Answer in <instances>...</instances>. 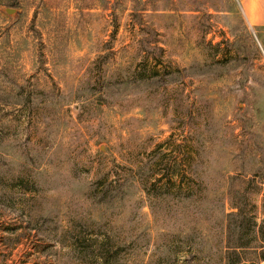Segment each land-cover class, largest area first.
I'll return each instance as SVG.
<instances>
[{
	"label": "rangeland",
	"instance_id": "rangeland-1",
	"mask_svg": "<svg viewBox=\"0 0 264 264\" xmlns=\"http://www.w3.org/2000/svg\"><path fill=\"white\" fill-rule=\"evenodd\" d=\"M0 0V264H264V0Z\"/></svg>",
	"mask_w": 264,
	"mask_h": 264
},
{
	"label": "crops",
	"instance_id": "crops-1",
	"mask_svg": "<svg viewBox=\"0 0 264 264\" xmlns=\"http://www.w3.org/2000/svg\"><path fill=\"white\" fill-rule=\"evenodd\" d=\"M244 5L249 18H252L254 21H258L261 17H263L259 0H245Z\"/></svg>",
	"mask_w": 264,
	"mask_h": 264
},
{
	"label": "trees",
	"instance_id": "trees-1",
	"mask_svg": "<svg viewBox=\"0 0 264 264\" xmlns=\"http://www.w3.org/2000/svg\"><path fill=\"white\" fill-rule=\"evenodd\" d=\"M259 233H260L261 241L264 243V226L263 225L260 228Z\"/></svg>",
	"mask_w": 264,
	"mask_h": 264
}]
</instances>
